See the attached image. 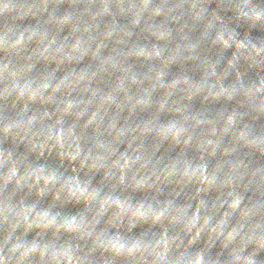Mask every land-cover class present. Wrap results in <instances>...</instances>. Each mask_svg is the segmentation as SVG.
Masks as SVG:
<instances>
[{"label":"clouds","instance_id":"obj_1","mask_svg":"<svg viewBox=\"0 0 264 264\" xmlns=\"http://www.w3.org/2000/svg\"><path fill=\"white\" fill-rule=\"evenodd\" d=\"M0 264H264V0H0Z\"/></svg>","mask_w":264,"mask_h":264}]
</instances>
